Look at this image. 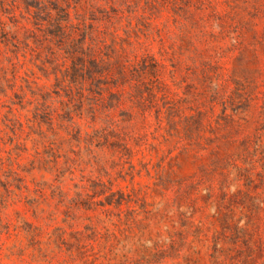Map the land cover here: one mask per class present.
I'll return each mask as SVG.
<instances>
[{
	"label": "rangeland",
	"instance_id": "obj_1",
	"mask_svg": "<svg viewBox=\"0 0 264 264\" xmlns=\"http://www.w3.org/2000/svg\"><path fill=\"white\" fill-rule=\"evenodd\" d=\"M86 1L104 71L0 177V264H264V0Z\"/></svg>",
	"mask_w": 264,
	"mask_h": 264
},
{
	"label": "trees",
	"instance_id": "obj_2",
	"mask_svg": "<svg viewBox=\"0 0 264 264\" xmlns=\"http://www.w3.org/2000/svg\"><path fill=\"white\" fill-rule=\"evenodd\" d=\"M21 9L33 24L30 33L35 42L31 44L20 38L23 26L14 19L16 11L22 14ZM88 9L90 6L86 0H0V98H7L6 91L13 90L17 81L21 82L15 88L14 102L4 106L5 113L0 117V177H18L26 171L27 165H23L22 160L25 154H29L27 143L35 147L28 165L40 160L36 147L43 131H55L52 129L54 122L58 125L60 122L61 130L73 126L75 119L79 118V107L88 101L84 98L85 91L92 86L96 75L103 74V48H96L88 38L91 32L86 19ZM26 49L29 52L26 53ZM27 63L36 65L25 69L27 77L20 81L18 70ZM17 64L22 68L15 70ZM58 66L65 68L56 70ZM123 67L120 62L116 67L120 76H123ZM51 75L55 81L49 90L33 89L34 80ZM99 82L102 91L103 84L101 80ZM101 91L98 90L100 95ZM27 94L30 100H26ZM52 95L61 99L52 103L51 108L47 98ZM31 104L34 106L23 118L8 117V114L14 117L13 111H24ZM90 120L93 122L94 119L90 117ZM43 125L48 128L43 130Z\"/></svg>",
	"mask_w": 264,
	"mask_h": 264
}]
</instances>
